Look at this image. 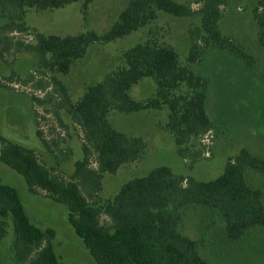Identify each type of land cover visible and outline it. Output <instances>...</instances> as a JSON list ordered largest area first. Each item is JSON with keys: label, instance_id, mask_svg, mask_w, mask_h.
I'll return each instance as SVG.
<instances>
[{"label": "trees", "instance_id": "16d2710c", "mask_svg": "<svg viewBox=\"0 0 264 264\" xmlns=\"http://www.w3.org/2000/svg\"><path fill=\"white\" fill-rule=\"evenodd\" d=\"M94 1L0 0V19L6 21L0 27V36L8 40V33H29L34 42L19 41L17 49L31 51L40 69L68 75L90 46L113 43L138 32L157 20L160 12L177 18L198 17L200 26L190 30L186 62L169 44L148 39L125 51L124 65L88 86L76 103L71 101L65 85L52 77L58 109L65 110L82 131L83 158L65 177L48 169L35 150L8 140L0 132V163L24 177L30 194H43L67 206L69 223L97 264H212L201 253L202 241L186 233V223L198 212L208 225L220 223L224 241L227 238L232 243L264 228L263 192L251 188L246 179L249 171L264 173L263 159L242 149L227 161L223 174L212 181L178 175L163 166L125 183L111 200H103L100 193L105 175H116L124 166L143 160L148 150L143 137L115 128L113 114L167 110L162 128L173 137L179 156L190 168L201 160L205 147L198 150L194 144L202 143L215 124L207 108L210 80L195 73L192 66L200 63L212 47L229 48L250 64L254 62L240 44L221 33L220 21L228 1L196 0L194 4L199 8L194 10L192 4L176 0H130L102 35L89 31L47 36L31 30L26 22L32 10L53 11L82 2L87 11ZM253 14L264 45V0H258ZM10 46L0 51V57L2 52L10 51ZM144 79L153 80L157 90L153 97L138 101L132 97V89ZM0 88L7 86L0 82ZM39 135L42 137L41 132ZM43 143L57 164L71 159L69 153L59 149V157L46 140ZM11 225V264H63L54 246L56 231L37 226L19 191L0 178V261L4 255L1 245Z\"/></svg>", "mask_w": 264, "mask_h": 264}, {"label": "rangeland", "instance_id": "374dc122", "mask_svg": "<svg viewBox=\"0 0 264 264\" xmlns=\"http://www.w3.org/2000/svg\"><path fill=\"white\" fill-rule=\"evenodd\" d=\"M129 1L95 0L87 11L82 2L53 11L32 10L27 13L26 22L31 30L47 36L64 37L89 31L102 35L118 20ZM176 1L192 4L194 10L199 8L194 4L196 0ZM227 1L228 7L220 21L221 33L240 44L254 62L250 64L229 48L212 47L200 63L192 66L195 73L210 80L207 108L215 124V129L202 143L194 144L198 150L202 145L205 147L201 160L190 168L179 156L173 137L162 128L167 121V110L113 114L111 120L115 128L130 136L143 137L148 150L143 160L124 166L116 175L104 176L100 193L103 200L113 199L125 183L163 166L178 175L212 181L223 174L227 161L242 149L264 160V45L260 42V30L253 14L258 0ZM5 24L6 21L0 19V27ZM198 26V17L177 18L160 12L157 20L138 32L113 43L90 46L86 56L76 62L68 75L40 69L38 59L31 51L23 47L17 49L19 41L24 44L34 42L29 33H8V40L0 36V51L11 44L10 51L2 52L0 57V82L7 86L0 88L1 134L16 144L35 150L48 169L69 177L74 172L75 162L83 158V134L65 110L58 109L59 97L55 95L52 77L65 85L71 101L76 103L88 86L102 81L124 65L125 51L148 39L169 44L185 63L190 48V30ZM156 90L153 80L144 79L131 94L134 99L144 101L153 97ZM36 99L44 104H39ZM43 140L57 153L59 149L69 153L71 159L57 164ZM57 155L62 156L60 152ZM0 178L19 191L37 226L56 231L54 246L63 264H97L69 223L66 205L43 194H30L24 177L3 163H0ZM246 179L251 188L261 190L264 195V173L252 170ZM199 214L195 212L188 220L186 233L202 241L201 253L212 264H264V228L236 243L224 237L226 242L221 234V224L210 226ZM13 239L11 225L1 245L4 255L0 264H11L8 251Z\"/></svg>", "mask_w": 264, "mask_h": 264}]
</instances>
